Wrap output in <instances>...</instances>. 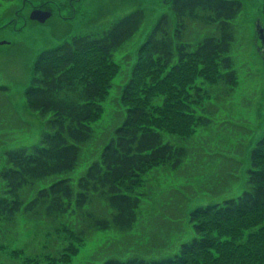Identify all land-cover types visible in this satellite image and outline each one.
<instances>
[{
    "label": "trees",
    "instance_id": "16d2710c",
    "mask_svg": "<svg viewBox=\"0 0 264 264\" xmlns=\"http://www.w3.org/2000/svg\"><path fill=\"white\" fill-rule=\"evenodd\" d=\"M167 1L173 13L164 12L152 26L121 87V120L75 184L70 173L81 160L83 145L94 137L90 121L103 112L117 71L114 53L138 30L144 10L127 12L105 28L77 33L42 49L34 60L24 93L27 105L45 117L47 128L35 143L3 148L0 233L1 223L13 220L19 210L54 219V232L67 230L70 240L62 250L66 256L52 264L71 258L72 240L78 243L97 229L126 231L134 226L141 203L137 189L145 173L160 162L177 168L188 152L165 137L163 127L179 132L192 119L210 121L208 116L193 118L188 111V100L210 95L205 94L208 89L189 91L196 76L231 91L236 78L234 19L243 1ZM192 22L205 26L195 38L188 36ZM46 179L51 180L38 184ZM69 212L75 213L74 222L64 219ZM188 218L194 235L182 240L174 253L109 255L101 264H223L224 254L231 264H264V133L250 150L243 190L192 207ZM213 250L220 255L214 257Z\"/></svg>",
    "mask_w": 264,
    "mask_h": 264
},
{
    "label": "rangeland",
    "instance_id": "374dc122",
    "mask_svg": "<svg viewBox=\"0 0 264 264\" xmlns=\"http://www.w3.org/2000/svg\"><path fill=\"white\" fill-rule=\"evenodd\" d=\"M234 19L235 38L231 49L236 78L228 92L224 84L195 77L189 87L208 89L198 99L188 100L193 118L208 116L209 123L192 119L179 132L163 127V134L185 145L187 155L173 168L154 164L144 175L137 192L141 195L137 221L130 230L97 229L90 236L72 240L75 251L63 264H101L109 255L132 253L162 256L174 253L185 238L194 235L188 211L208 202L223 201L239 194L247 183L250 150L264 133V32L262 0H242ZM34 8L49 9L43 21L30 17ZM142 8L145 18L135 34L114 53L117 71L104 101L103 112L90 121L94 137L83 145L79 164L70 173L73 183L87 164L99 156L112 128L122 118L121 87L130 74L136 52L157 19L172 14L167 0H3L0 4V164L3 148L30 145L47 128L45 117L31 109L24 90L30 82L34 60L45 48L70 39L77 33L107 27L113 20ZM188 36L195 38L205 26L190 23ZM174 122L176 120L174 119ZM51 179L40 180L39 185ZM47 182V183H46ZM3 186L0 179V190ZM26 199L29 192L24 193ZM185 213L184 215H181ZM175 215V216H173ZM179 215V216H178ZM178 216V217H176ZM74 222L75 213L64 218ZM63 219V220H64ZM175 219V220H174ZM56 221L19 210L15 218L1 223L0 264H52L70 237L67 230L56 234ZM3 246V247H2ZM214 257L220 254L213 250ZM224 254V263L231 264Z\"/></svg>",
    "mask_w": 264,
    "mask_h": 264
},
{
    "label": "water",
    "instance_id": "95a60500",
    "mask_svg": "<svg viewBox=\"0 0 264 264\" xmlns=\"http://www.w3.org/2000/svg\"><path fill=\"white\" fill-rule=\"evenodd\" d=\"M50 10L49 9H43V8H34L31 12H30V17L31 18H35L38 19L40 21L45 20L49 15H50ZM259 31H260V37L262 39V42L264 44V32H263V28L262 27H258Z\"/></svg>",
    "mask_w": 264,
    "mask_h": 264
}]
</instances>
